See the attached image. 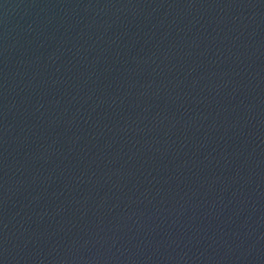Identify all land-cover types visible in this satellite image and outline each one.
Instances as JSON below:
<instances>
[{"label": "water", "instance_id": "1", "mask_svg": "<svg viewBox=\"0 0 264 264\" xmlns=\"http://www.w3.org/2000/svg\"><path fill=\"white\" fill-rule=\"evenodd\" d=\"M0 264H264V0H0Z\"/></svg>", "mask_w": 264, "mask_h": 264}]
</instances>
